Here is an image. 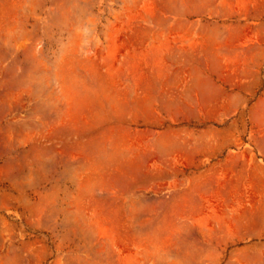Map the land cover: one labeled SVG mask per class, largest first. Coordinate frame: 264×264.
<instances>
[{"label":"rangeland","instance_id":"374dc122","mask_svg":"<svg viewBox=\"0 0 264 264\" xmlns=\"http://www.w3.org/2000/svg\"><path fill=\"white\" fill-rule=\"evenodd\" d=\"M0 264H264V0H0Z\"/></svg>","mask_w":264,"mask_h":264}]
</instances>
